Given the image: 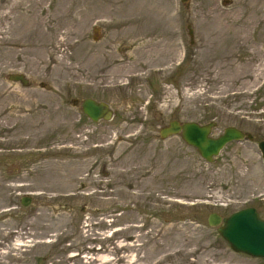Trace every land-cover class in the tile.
<instances>
[{
  "label": "rangeland",
  "instance_id": "1",
  "mask_svg": "<svg viewBox=\"0 0 264 264\" xmlns=\"http://www.w3.org/2000/svg\"><path fill=\"white\" fill-rule=\"evenodd\" d=\"M171 120L252 140L209 163ZM262 139L264 0H0V264H249L207 217L264 213Z\"/></svg>",
  "mask_w": 264,
  "mask_h": 264
},
{
  "label": "water",
  "instance_id": "2",
  "mask_svg": "<svg viewBox=\"0 0 264 264\" xmlns=\"http://www.w3.org/2000/svg\"><path fill=\"white\" fill-rule=\"evenodd\" d=\"M188 30L189 36L192 37L190 26H188ZM9 79L18 81L23 86L29 85V80L20 73L10 74ZM82 111L93 122L109 121L115 115V111L108 103L88 97L82 101ZM214 126L215 123L212 121L200 124L194 121L171 120L159 129V135L163 139L180 135L187 145L194 147L201 158L209 163L214 162L228 143L244 139L252 140L251 134H246L241 129L233 126L225 127L220 135L213 136L212 129ZM258 148L264 164V140L258 143ZM31 199V196H22L20 204L26 207L30 204ZM220 221L219 214L214 212L208 215V225L217 227L218 233L233 251L264 257V221L259 219L253 208H246L232 213L223 218V225L218 226Z\"/></svg>",
  "mask_w": 264,
  "mask_h": 264
},
{
  "label": "flooded vegetation",
  "instance_id": "3",
  "mask_svg": "<svg viewBox=\"0 0 264 264\" xmlns=\"http://www.w3.org/2000/svg\"><path fill=\"white\" fill-rule=\"evenodd\" d=\"M91 39H92L93 41H95V42H99V41L101 40V37H97V38H96V37L92 36ZM134 45H137V44H136V43L120 42L117 46H115V47L113 48V50L116 51L117 54H118L117 56H114V57H113V60L120 59L121 55H122V56H126L125 52H126L127 50L133 49V48H134V47H133ZM111 49H112V48H110V47H104V50H106V51H108V50L111 51ZM103 58H105V59H111L112 57H109V56H108V53H107V52H104V53H103ZM89 98H92V99H94V100L101 101V100H99V99H97V98H95V97H89ZM84 99H85V98H84ZM84 99H82L81 102H79V100L75 101L77 105L80 104L79 107H80L81 113H83V111H82V101H83ZM83 115H85V114L83 113ZM85 117H86L87 119H89L88 116L85 115ZM89 120H90V119H89ZM214 123H215V122H214ZM200 124H205V123H200ZM214 127H215V126H214ZM213 129H214V128H213ZM239 129H240V128H239ZM223 130H224V129H223ZM223 130H221V131L218 133V135L221 134V133L223 132ZM241 130H242V129H241ZM243 131H244V130H243ZM244 132H245L246 134H248L247 131H244ZM262 140H264V139H262ZM260 141H261V140H260ZM230 143H231V142H230ZM228 144H229V143H228ZM228 144H227V145H228ZM227 145H226V146H227ZM261 203H264V199H263V201H262ZM246 208H253V209L255 210V212L257 213V216L259 217V219L264 221V213L258 211L257 207H255V206H253V205H249V206H245V207H242V208H240V209H237V210H235V211H233V212H231V213H229V214H227V215H221V214H219L220 217H221V221H220V224H219L218 226L223 225V218L227 217L228 215H230V214H232V213H234V212H237V211H240V210H242V209H246ZM217 232H218V230H217ZM236 253H241L242 255L251 258V261H250L249 264H264V257H261V256H260V257H258V256H252V255L247 254V253H244V252H236Z\"/></svg>",
  "mask_w": 264,
  "mask_h": 264
}]
</instances>
